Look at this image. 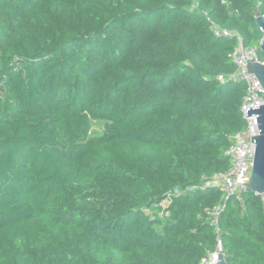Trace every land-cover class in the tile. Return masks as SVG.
<instances>
[{"label": "trees", "instance_id": "1", "mask_svg": "<svg viewBox=\"0 0 264 264\" xmlns=\"http://www.w3.org/2000/svg\"><path fill=\"white\" fill-rule=\"evenodd\" d=\"M258 12L264 0H0V264H200L218 240L228 264H264L262 195L202 180L229 168L244 127L229 55L237 36L258 45ZM163 199L166 216L145 212Z\"/></svg>", "mask_w": 264, "mask_h": 264}, {"label": "built area", "instance_id": "2", "mask_svg": "<svg viewBox=\"0 0 264 264\" xmlns=\"http://www.w3.org/2000/svg\"><path fill=\"white\" fill-rule=\"evenodd\" d=\"M214 33L216 35L231 34V32L221 30L217 27H214ZM259 43L255 46H244L241 38L237 36V43L229 56L235 66L233 78L242 80L245 83V93L240 104L244 127L231 136V143L225 151V155L230 159L229 168L202 177L205 186H218L221 191L224 192L225 198L233 196L238 201H241V193L246 190L250 182L251 168L256 146L255 142H251V136L258 135L259 133L256 120V117H258L259 114L246 115L245 110L249 106L257 107L260 106V104H264V89L256 75L247 70L248 62H264V59L261 57ZM173 193H178V189H174ZM262 199L264 200V195H262ZM168 204L169 201L163 199L158 204L146 208L145 212L153 218L155 215L166 216L168 214L166 209ZM221 210V206H214L206 211V215L217 235L219 234L218 217ZM218 254H223L219 240L215 251L210 252L207 256L203 257L200 264H217L219 261Z\"/></svg>", "mask_w": 264, "mask_h": 264}, {"label": "water", "instance_id": "3", "mask_svg": "<svg viewBox=\"0 0 264 264\" xmlns=\"http://www.w3.org/2000/svg\"><path fill=\"white\" fill-rule=\"evenodd\" d=\"M255 22L263 32V36L259 43V49L264 55V16L258 12ZM247 70L256 75L264 89V62H248ZM245 111L246 115L259 114V116L256 117L259 133L258 135L251 136V142H255L256 146L251 168L250 182L246 190L264 195V104H260V106L257 107L249 106ZM218 258L219 261L217 264H228L223 254H218Z\"/></svg>", "mask_w": 264, "mask_h": 264}, {"label": "rangeland", "instance_id": "4", "mask_svg": "<svg viewBox=\"0 0 264 264\" xmlns=\"http://www.w3.org/2000/svg\"><path fill=\"white\" fill-rule=\"evenodd\" d=\"M103 132V123L100 121H93L89 131L90 136H98Z\"/></svg>", "mask_w": 264, "mask_h": 264}]
</instances>
